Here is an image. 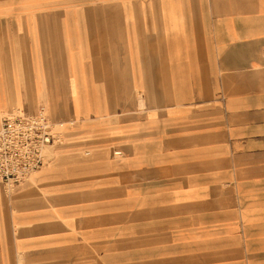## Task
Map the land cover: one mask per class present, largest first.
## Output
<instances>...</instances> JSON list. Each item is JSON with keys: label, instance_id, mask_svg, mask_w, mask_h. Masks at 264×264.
Segmentation results:
<instances>
[{"label": "crops", "instance_id": "1", "mask_svg": "<svg viewBox=\"0 0 264 264\" xmlns=\"http://www.w3.org/2000/svg\"><path fill=\"white\" fill-rule=\"evenodd\" d=\"M41 104L15 264H264V0H0V121Z\"/></svg>", "mask_w": 264, "mask_h": 264}, {"label": "built area", "instance_id": "2", "mask_svg": "<svg viewBox=\"0 0 264 264\" xmlns=\"http://www.w3.org/2000/svg\"><path fill=\"white\" fill-rule=\"evenodd\" d=\"M74 125V118L50 117L43 104L32 112L13 108L4 113L0 121V183L12 189L27 181ZM113 155L119 156L121 151L113 150Z\"/></svg>", "mask_w": 264, "mask_h": 264}, {"label": "rangeland", "instance_id": "3", "mask_svg": "<svg viewBox=\"0 0 264 264\" xmlns=\"http://www.w3.org/2000/svg\"><path fill=\"white\" fill-rule=\"evenodd\" d=\"M76 139L74 137H68L65 136L62 138L61 142L56 144L55 146H53V150L50 151V163L48 164V166H46L47 168L54 166V165H61V166H66L68 160L70 159H74L75 157H77L76 154L72 155L73 151L70 150H65V148L71 147L72 145L75 144ZM113 149H117V147H114ZM112 149V150H113ZM79 154V153H77ZM44 167V168H46ZM43 168V169H44ZM42 170V169H41ZM41 170H39L38 172H36L35 174L39 173ZM32 175L28 180H32L34 178V176L36 175ZM15 188L12 189H7L5 188V186H3L2 183H0V189L3 190L4 192V196H7L6 198L8 199L9 197L11 198V200L9 201L11 203V205H14L15 203V199H17L20 196H15ZM20 188V187H19ZM18 188V189H19ZM13 192V193H12ZM52 205V203L50 204ZM9 210H7V221H6V228L7 229V234L5 236V238H0V253L4 254L6 256V260L4 261L2 264H15L14 260L12 258V254H15V249H14V244H13V238H12V227H13V223L12 220L10 219V217H12L13 215V209L12 208H8ZM6 230V229H5ZM22 252H18V254H21Z\"/></svg>", "mask_w": 264, "mask_h": 264}, {"label": "bare ground", "instance_id": "4", "mask_svg": "<svg viewBox=\"0 0 264 264\" xmlns=\"http://www.w3.org/2000/svg\"><path fill=\"white\" fill-rule=\"evenodd\" d=\"M47 163H45L39 170H41V169H43V167H46V166H48V164L50 163V160L48 159V161H46ZM39 170H37V171H35L32 175H34L36 172H38ZM31 175V176H32ZM30 176V177H31Z\"/></svg>", "mask_w": 264, "mask_h": 264}]
</instances>
